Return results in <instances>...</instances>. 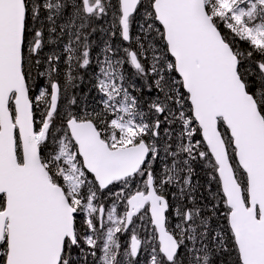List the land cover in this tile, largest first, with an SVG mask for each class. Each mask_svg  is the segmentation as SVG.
Returning <instances> with one entry per match:
<instances>
[{
	"label": "snow or ice",
	"instance_id": "6c2138e0",
	"mask_svg": "<svg viewBox=\"0 0 264 264\" xmlns=\"http://www.w3.org/2000/svg\"><path fill=\"white\" fill-rule=\"evenodd\" d=\"M216 257L264 264V0H0V264Z\"/></svg>",
	"mask_w": 264,
	"mask_h": 264
},
{
	"label": "rangeland",
	"instance_id": "374dc122",
	"mask_svg": "<svg viewBox=\"0 0 264 264\" xmlns=\"http://www.w3.org/2000/svg\"><path fill=\"white\" fill-rule=\"evenodd\" d=\"M99 23H103V22L101 21V22H99ZM100 38H101V33H100L99 31H97V33H95V34L93 35V37H92V39L95 40V41H97L98 43H99V41H100ZM96 51H98V48H95V47H94V50H93V55H94V56H95V52H96ZM129 71H131V70L129 69ZM88 80H89L88 75H85V83H84L83 85H81V89H82V91H84V92H88L89 89H90V87H91L90 84H88ZM200 168H201L202 170H204L203 167H202V165H200ZM204 171H205V170H204ZM205 176H206V177H204L203 180L200 179V182L205 181V182H203V185H206V183H207V179H208L207 174H206V171H205ZM212 187H213V186H212ZM213 190H215L214 187H213ZM205 195H207L206 192H205ZM215 264H220V263H219V261H218V262L215 263Z\"/></svg>",
	"mask_w": 264,
	"mask_h": 264
},
{
	"label": "trees",
	"instance_id": "16d2710c",
	"mask_svg": "<svg viewBox=\"0 0 264 264\" xmlns=\"http://www.w3.org/2000/svg\"><path fill=\"white\" fill-rule=\"evenodd\" d=\"M194 167L196 168V175L193 177V181L194 182L199 181V183L201 184L200 179L203 180V178L206 177L205 171L200 168L199 164L195 165ZM203 182H205V181H203ZM212 186L215 189V184H213ZM199 191H204V189L201 188ZM197 195L199 196V192L197 193Z\"/></svg>",
	"mask_w": 264,
	"mask_h": 264
},
{
	"label": "flooded vegetation",
	"instance_id": "af4514ba",
	"mask_svg": "<svg viewBox=\"0 0 264 264\" xmlns=\"http://www.w3.org/2000/svg\"><path fill=\"white\" fill-rule=\"evenodd\" d=\"M224 259H226V258H224ZM219 261V263H220V261H221V258L220 257H216L215 258V263H217Z\"/></svg>",
	"mask_w": 264,
	"mask_h": 264
},
{
	"label": "bare ground",
	"instance_id": "6f19581e",
	"mask_svg": "<svg viewBox=\"0 0 264 264\" xmlns=\"http://www.w3.org/2000/svg\"><path fill=\"white\" fill-rule=\"evenodd\" d=\"M201 185H203V182H201Z\"/></svg>",
	"mask_w": 264,
	"mask_h": 264
}]
</instances>
